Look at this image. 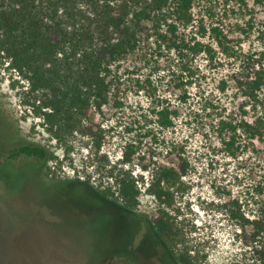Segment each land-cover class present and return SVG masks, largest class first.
<instances>
[{
  "label": "rangeland",
  "instance_id": "374dc122",
  "mask_svg": "<svg viewBox=\"0 0 264 264\" xmlns=\"http://www.w3.org/2000/svg\"><path fill=\"white\" fill-rule=\"evenodd\" d=\"M192 11L177 33L211 50L190 56L184 71L148 22L149 45L112 67L122 104L93 106L73 130L46 120L48 91L0 58V264H180L153 225L159 203L149 185L159 164L187 167L168 207L184 236L176 248L211 264L257 263L254 229L227 203L264 215V135L240 131L232 155L217 128L232 113L241 118L234 74L252 62L264 67V0H195ZM162 105L174 125L160 124ZM247 117L264 121V86ZM23 144L44 146L48 159L13 157ZM130 144L141 158L128 162ZM129 176L136 205L120 192Z\"/></svg>",
  "mask_w": 264,
  "mask_h": 264
},
{
  "label": "trees",
  "instance_id": "16d2710c",
  "mask_svg": "<svg viewBox=\"0 0 264 264\" xmlns=\"http://www.w3.org/2000/svg\"><path fill=\"white\" fill-rule=\"evenodd\" d=\"M195 0H0V58H8L12 67L22 72L35 88L47 90L42 111L53 126L77 129L81 117L93 106L101 108L111 101L122 104L120 86L112 67L128 53L150 42L148 22L158 36L181 56L182 69L191 70L190 56L203 51L200 40L187 41L177 31L179 24L189 25L193 19ZM163 24L171 35L164 34ZM218 29V28H215ZM219 34H221L219 32ZM221 41V40H220ZM244 100L241 118L232 113L218 125L221 148L232 155L239 148L240 131L248 137L264 135L261 117H247L250 106L257 105L264 86V67L245 65L234 74ZM161 125H174L173 110L162 105L156 110ZM81 116V117H80ZM125 160L130 162L137 150L130 144ZM13 157L35 156L47 160L48 150L41 145L23 144L12 150ZM187 173V167L159 164L149 191L159 203L153 225L159 238L180 264H211L189 246L176 248L184 236L168 207L175 187ZM120 192L130 203L138 202L139 189L133 177L120 180ZM231 215L251 225L256 241L257 263L264 264V215L249 217L238 199L227 203ZM181 245V244H180ZM256 263V264H257Z\"/></svg>",
  "mask_w": 264,
  "mask_h": 264
},
{
  "label": "flooded vegetation",
  "instance_id": "af4514ba",
  "mask_svg": "<svg viewBox=\"0 0 264 264\" xmlns=\"http://www.w3.org/2000/svg\"><path fill=\"white\" fill-rule=\"evenodd\" d=\"M32 157H35V156H32ZM67 206H69L70 208H72V206H70V205H67Z\"/></svg>",
  "mask_w": 264,
  "mask_h": 264
}]
</instances>
